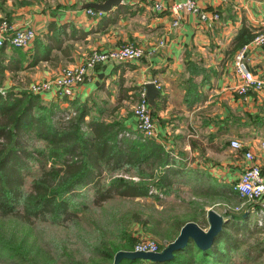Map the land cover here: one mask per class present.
Listing matches in <instances>:
<instances>
[{"label":"crops","instance_id":"1","mask_svg":"<svg viewBox=\"0 0 264 264\" xmlns=\"http://www.w3.org/2000/svg\"><path fill=\"white\" fill-rule=\"evenodd\" d=\"M88 1L92 0H0V21L35 33L26 48L12 47L3 39L0 93L19 97L23 79L48 78L59 64H76L91 49L138 45L143 49L140 59L95 66L70 98L42 93L34 101L58 109L81 108L85 122H119L132 128L133 118L123 114L124 105L151 81L158 89L151 110L157 136L147 144L158 150L134 151L131 156L137 159L143 183L161 177L157 187L164 191L185 188L198 193L197 199L232 202L239 198L233 186L246 165L242 151L252 154L264 179V92L234 93L238 78L232 66L240 41L264 21V0H196L201 11L218 15L211 23L185 11L175 15L174 0L163 2L160 11L152 8L158 0H121L99 17L81 8ZM243 61L252 74L264 75V49L248 48ZM230 140L238 141L240 148H231ZM121 143L126 149L131 144L124 139ZM130 172L137 174L134 168ZM183 202L191 204L189 199ZM217 204L199 202L193 217L184 222L205 221L209 209L223 216ZM257 210V203L245 207L248 224L256 221Z\"/></svg>","mask_w":264,"mask_h":264},{"label":"trees","instance_id":"2","mask_svg":"<svg viewBox=\"0 0 264 264\" xmlns=\"http://www.w3.org/2000/svg\"><path fill=\"white\" fill-rule=\"evenodd\" d=\"M251 36L244 37L239 46ZM35 97L36 95L25 92L19 97L0 93V115L5 120L0 122V137L5 141L0 147V218H15L7 237L3 238L5 235L0 233V259L9 264H50V259L39 257L36 239L25 223L29 218L37 216H46L53 222L76 218L75 210L69 205L75 198L85 196L78 186L91 191L90 201L95 205L115 197L151 195L147 194L149 184L113 176L118 172L130 173V168H134L136 175L142 177V171L137 169V159H131L132 153L145 152L149 148L158 150L155 144H147L148 139H140L138 128L133 129L119 122H85L84 111L77 107L57 110L53 121L49 122L32 112L30 106H36L32 104ZM16 127L26 131L33 129L44 142V148L36 150L35 154L25 152V157L35 160L39 165L38 174L32 180L29 191L20 188V178L14 171L19 165L14 159L15 148L19 147ZM122 139L141 146L131 147L130 144L126 149V146L122 147ZM46 163L49 165L46 166ZM160 184L162 185V178L158 177L150 186L155 189ZM157 188L164 193L163 189ZM222 215L226 217V221L208 249L199 250L192 242H188L167 261L153 262L136 258L121 259L118 264H230L241 241L239 237L244 234L249 236L255 229H249L248 220L242 213L224 211ZM18 220L22 222L19 230L14 227ZM183 223H176L177 228ZM2 225L0 222V228ZM198 225L205 228L206 220ZM176 234L166 237V241L172 240ZM126 238L125 248L130 249L133 238ZM261 241L259 243L264 246V237ZM162 247L163 245L159 246ZM119 249L116 245L95 247L92 253L97 258H90L88 264H100L101 260L104 261L103 264H110L113 254ZM250 249L259 252L255 246Z\"/></svg>","mask_w":264,"mask_h":264},{"label":"rangeland","instance_id":"3","mask_svg":"<svg viewBox=\"0 0 264 264\" xmlns=\"http://www.w3.org/2000/svg\"><path fill=\"white\" fill-rule=\"evenodd\" d=\"M88 53H85L82 57ZM68 66L71 65L59 64L57 67L58 70L48 78L30 81L23 79L21 82L23 87L22 91L28 94V86L31 83L52 78L58 71ZM0 91L2 92V90ZM136 102L137 98L125 104L123 114L132 116ZM2 103H5V101H2ZM32 104L36 105L35 107L30 106L32 107L34 115L42 116L49 122L53 121L57 110H59L57 107L53 108L48 102L40 99L35 102L33 101ZM69 109L72 108L69 107ZM4 121V118L0 115V122L2 123ZM132 128H136L134 121ZM16 129V139L18 140L19 147L15 148L14 155L16 157L14 159L18 161L19 165L17 168H14V171L16 170V175L20 178V188L24 191H29L32 180L38 174L39 165L35 160L33 161L25 157V152L35 154L36 150L44 148V142L42 138L32 131L33 129L27 131L17 127ZM140 139L146 138L140 133ZM1 144H5L2 137H0V147H2ZM48 165L49 163H46V166ZM113 176L131 180L135 183H143L141 177H138L133 172H118ZM152 181L150 179L147 182L149 184L147 194H151L150 196L115 197L103 201L98 205L91 203L89 196L91 191L89 189H85V187L79 188L78 186L77 188L85 196L82 197L83 199L75 198L69 205L71 209L75 210L76 218L56 222L50 221L46 216H37L34 219L29 218L28 222L24 223L30 228L32 236L36 239L39 257L50 259V264H88L90 258H97L92 253L95 247L116 245L120 248L119 250L131 251L132 247L130 249L125 248L126 237L133 238L132 245L137 240L142 239L151 240L158 247L160 245L165 246L171 241L169 240L167 242L165 238L172 237L177 232L176 223L184 222L186 218L193 217L192 209L197 210L199 208V202L218 201L219 204L216 207H221L228 213H242V215L245 213V207L251 206L254 203L241 198L228 203L209 197L197 199L198 193L185 188L171 189L170 191L167 190L162 193L158 188H151L150 183ZM184 198L189 199L191 204H184ZM180 200H182V203L179 202ZM13 219L15 218H0V222L3 223L2 228H0V233L5 235L3 238H6V235L12 230L10 227L13 225ZM20 223L22 222L18 220V224L14 225V227L18 229L21 225ZM247 226L250 230L255 229V231L249 236L239 234V236L242 235L239 237V241L240 239L241 241L235 249L230 264H264V249H262L264 246L262 243H259L262 242L261 240L264 237V226L257 225L253 219ZM253 246L258 248L259 252L250 249ZM245 251L247 253L244 256ZM99 263L103 264L104 261L101 260ZM0 264L9 263L0 259Z\"/></svg>","mask_w":264,"mask_h":264},{"label":"built area","instance_id":"4","mask_svg":"<svg viewBox=\"0 0 264 264\" xmlns=\"http://www.w3.org/2000/svg\"><path fill=\"white\" fill-rule=\"evenodd\" d=\"M165 1L167 0L156 1L152 4V8L156 11L162 10ZM171 10L175 15L184 11L192 13L205 23H211L218 19L215 12L208 15L201 11L196 4V0H174ZM85 13L90 17H99L103 12L86 8ZM177 18L178 16H176L172 25L177 23ZM34 35V31L30 27L12 29L6 20L2 19L0 21V45L3 39L6 38L12 47L26 48L33 40ZM250 47L264 49V21L251 38L243 43L232 56L233 71L238 78V83L235 84L233 91L241 96L251 91L264 92V75L252 74L244 67V52ZM142 56L143 49L130 43H123L107 49H92L77 64L62 68L54 77L31 83L28 86V93L32 95L49 93L58 99H68L72 96L74 88L87 79V72L95 66L111 61L138 60ZM132 118L136 128L146 139L156 138V123L152 117L143 87L138 91ZM229 146L233 149H239L240 143L236 140H230ZM242 157L246 161V165L240 172L233 189L239 198L257 203L258 210L255 223L262 226L264 224V179L261 176L259 167L253 162L252 154L249 151H242ZM131 251L158 252L160 249L155 242L141 239L132 245Z\"/></svg>","mask_w":264,"mask_h":264},{"label":"water","instance_id":"5","mask_svg":"<svg viewBox=\"0 0 264 264\" xmlns=\"http://www.w3.org/2000/svg\"><path fill=\"white\" fill-rule=\"evenodd\" d=\"M121 0H103L101 2L88 1L81 5V8H91L95 11L106 12L112 6H117ZM145 97L151 110L155 107V97L158 94V89L153 82L148 81L143 85ZM245 215V213H243ZM226 217L221 216L212 209L206 212V227L201 228L193 221L184 222L176 236L163 246L158 252H139L130 250H118L112 256L110 264H118L121 259H147L153 262H163L172 258L173 253L188 242H192L199 250L208 249L216 235L222 229Z\"/></svg>","mask_w":264,"mask_h":264}]
</instances>
